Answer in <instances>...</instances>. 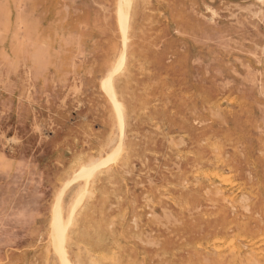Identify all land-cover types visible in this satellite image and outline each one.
Returning <instances> with one entry per match:
<instances>
[{"label":"rangeland","instance_id":"obj_1","mask_svg":"<svg viewBox=\"0 0 264 264\" xmlns=\"http://www.w3.org/2000/svg\"><path fill=\"white\" fill-rule=\"evenodd\" d=\"M126 1L0 0V264H264V0Z\"/></svg>","mask_w":264,"mask_h":264},{"label":"bare ground","instance_id":"obj_2","mask_svg":"<svg viewBox=\"0 0 264 264\" xmlns=\"http://www.w3.org/2000/svg\"><path fill=\"white\" fill-rule=\"evenodd\" d=\"M126 5L128 6V0L126 1ZM126 23V22H125ZM124 31V30H123ZM126 35V34H125ZM125 38V37H124ZM126 39V38H125ZM126 41V40H125ZM126 45V44H125ZM121 67V66H120ZM110 77V76H109ZM107 79V78H106ZM108 80V79H107ZM110 80V79H109ZM108 80V81H109ZM110 82H111V80H110ZM112 84V83H111ZM112 95H113V98H114V93H112ZM114 103H115V107H116V109H117V111L119 112V114H120V119L121 120H119V121H121V127L123 126V121L124 120H122V116L121 115H123V114H121L122 112H121V108H120V103H118L116 100H115V98H114ZM113 103V104H114ZM119 119V118H118ZM125 126V125H124ZM123 126V127H124ZM124 138V137H123ZM123 138H120V139H123ZM121 147H122V145H121ZM119 148V147H118ZM116 154V153H115ZM90 165H94V164H90ZM217 174V173H216ZM218 175V174H217ZM220 175H222V174H220ZM226 178V177H225ZM83 179V178H82ZM223 180V179H222ZM226 182V181H225ZM224 182V183H225ZM228 182V181H227ZM229 183V182H228ZM65 187H67V186H65ZM62 190H64V189H62ZM90 194V193H89ZM90 198V197H89ZM55 206V205H54ZM54 209V208H53ZM58 210V209H57ZM58 213H59V210H58ZM73 213V212H72ZM55 216V215H54ZM55 218V217H54ZM56 220H55V223L57 224V226H55L56 227V229H57V231L56 232H58L59 233V239L62 241L63 240V231H65V229L63 230V228H62V225H61V216L59 215V214H57V216H56V218H55ZM72 223V222H71ZM55 225V224H54ZM53 230V229H52ZM52 233V232H51ZM64 241V240H63ZM230 242V241H229ZM232 242V241H231ZM228 244V243H227ZM57 249V248H56ZM58 250V249H57ZM60 251L62 252V247H60ZM62 254V253H61ZM66 256V255H65ZM60 259V258H59ZM69 261V260H68ZM68 261H67V259L64 257L63 258V263L64 264H69L68 263ZM231 261V260H230ZM62 262V261H61ZM71 263V262H70Z\"/></svg>","mask_w":264,"mask_h":264}]
</instances>
